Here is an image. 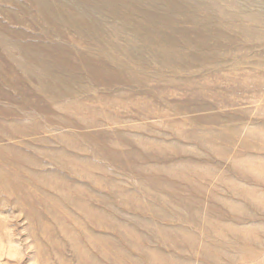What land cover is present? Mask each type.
<instances>
[{"label": "rangeland", "instance_id": "374dc122", "mask_svg": "<svg viewBox=\"0 0 264 264\" xmlns=\"http://www.w3.org/2000/svg\"><path fill=\"white\" fill-rule=\"evenodd\" d=\"M106 62L133 87L88 78ZM0 65L26 107L0 120V264H264V0H0Z\"/></svg>", "mask_w": 264, "mask_h": 264}, {"label": "bare ground", "instance_id": "6f19581e", "mask_svg": "<svg viewBox=\"0 0 264 264\" xmlns=\"http://www.w3.org/2000/svg\"><path fill=\"white\" fill-rule=\"evenodd\" d=\"M145 33H147V34H149V35H147L148 36V38H150L151 37V39H150V44L151 45H153L155 48H156V50H158L160 53H162L165 57H166V59L167 60H169V61H172V62H175V63H177V65L178 66H180L181 68H184V67H186L187 65H188V63L185 61V60H183L182 58H181V56L179 55V53H176V54H174L173 52H172V50H171V48H172V46L173 45H171L172 43H171V41L168 39V37H158L157 35H155L154 33H152V32H145ZM152 34H154V35H152ZM248 33L246 32V35H247ZM152 35V36H151ZM250 36V35H249ZM247 37V36H246ZM5 39H6V37H5ZM7 40V39H6ZM19 47L18 48H20L19 49V52H20V50H22L23 49V47H22V45H18ZM45 50V49H44ZM201 50V49H200ZM105 52V51H104ZM176 52H178V51H176ZM41 57H42V55H41ZM40 58V57H39ZM45 58V57H44ZM198 63H200V58L199 57H193ZM36 59V58H35ZM41 59V58H40ZM53 59V60H52ZM50 61L52 60V62H56L57 61V63H59L60 61H58V60H56L55 58H50L49 59ZM64 60V59H63ZM63 60H61V62L63 61ZM108 60H109V58H108ZM33 61H34V59H33ZM68 61V60H67ZM41 62H43V61H41ZM45 62V61H44ZM46 63V62H45ZM56 63V64H57ZM92 63V62H91ZM103 63V62H102ZM167 63V62H166ZM60 64V63H59ZM88 64H90V63H88ZM97 64V63H96ZM95 63H94V65H96ZM122 64V63H121ZM127 64V63H126ZM46 65H48V63H46ZM93 64L92 65H90V66H87V68H85L86 69V73H87V76H88V78L90 77V78H92L93 80L94 79H98V80H100L101 82H103L104 83V86L106 87L105 89H109L110 90V88L113 86L114 88L113 89H115V86H118V85H120V86H124V87H128V86H131V87H133V83H135V82H133L132 81V79H128V78H126L125 76H127L128 77V75L126 74L125 75V70H126V67L124 66L125 65V63H124V65H119V66H121V68L118 70V69H113V68H111L110 67V64H109V66H108V62H106V63H104L103 65H101L100 64V66L99 67H96V66H94ZM99 65V64H98ZM47 68V67H46ZM127 68H128V66H127ZM48 69V68H47ZM67 69H71L70 67H68ZM5 70H6V67L5 66H2V65H0V99H2V101L4 100V101H8V102H10L12 105H14L15 106V108H1L0 107V120H5V119H13V120H15L16 121V123H18L19 122V119L21 118V117H23L24 116V118L26 117V112H25V109H26V107L24 106V104L23 103H21V102H18V100L17 99H14V97H13V95H11V94H8V93H6L4 90H2V86L4 85V86H8V87H10L12 90H16V91H18L19 93H18V95H22V93H20L22 90H23V83H22V81L20 80V78H19V76L16 74H14V71H12L11 69H10V75L12 74H14L17 78H15L14 77V75L13 76H10V78L9 77H6V75H5ZM127 72V71H126ZM128 72L130 73V74H132V71L131 70H129L128 69ZM78 71H75V73H74V76H76V79L74 78V76L72 75V74H70V76H72L73 77V80L74 81H77V77H78ZM133 76V75H132ZM13 77V78H12ZM191 78V77H190ZM90 80V79H89ZM191 80V79H190ZM92 81V80H91ZM99 82V81H98ZM136 82H137V80H136ZM188 82V81H187ZM142 83H138V84H136V85H138V86H140ZM193 84V83H192ZM192 84H190V85H192ZM68 85V84H67ZM100 85V84H99ZM90 89V88H89ZM189 90H191V89H189ZM110 91H115L116 92V90H110ZM61 92V91H60ZM59 94V93H58ZM66 94H69V95H72L73 96V94L74 93H66ZM66 94H61L60 95V97H63V98H65V97H68L69 95H66ZM202 94V93H201ZM24 95V94H23ZM108 95V94H107ZM85 98H83V96H79V97H72V98H70V99H73L75 102H77V101H79V103H85V106H86V110H84L83 111V113H75L76 115H82V114H84V115H86V116H89L90 117V121H91V124H93V125H97V124H104V123H107V124H109V123H113V122H115V121H119L120 119H123L124 118V116L123 115H121V114H119V113H115V112H113V111H111V110H109V109H107V108H105V107H102V106H95L94 104H92L93 102H94V100H96V99H99V101H100V103L101 102H103V98H98V97H93V96H90V95H88V96H84ZM90 97H93V98H90ZM25 98V96H23V99ZM126 98L125 97H123V98H120V99H118L117 101H118V103H115V101L113 100H111V101H107V102H105L106 104L108 103H112L113 105H116V104H119V103H121V102H123L124 100H125ZM59 100V99H58ZM104 103V104H105ZM200 103V102H199ZM73 104V103H72ZM64 105H65V103H64ZM67 105V104H66ZM8 106V105H7ZM11 106V105H10ZM69 106V105H68ZM110 108H111V106L110 105H108ZM74 113V112H73ZM73 113H72V115H73ZM65 117V116H64ZM67 118V117H66ZM72 118V117H71ZM68 119V118H67ZM78 119V118H77ZM56 121V120H55ZM68 121H69V119H68ZM58 122V121H57ZM66 121H64V123H65ZM74 122H76V120L74 121ZM87 122V121H86ZM69 122H66V124L67 125H70L72 122H70V124H68ZM58 124V123H57ZM60 124V123H59ZM65 124V125H66ZM78 124V123H77ZM80 125V124H79ZM105 125V124H104ZM104 125H102V126H104ZM39 126H40V124H39ZM60 126H63V125H60ZM81 126V125H80ZM25 127V126H24ZM41 127V126H40ZM70 127V126H69ZM76 127H78V126H76ZM18 128V126H15V128L10 132V134L8 135L9 137H12V138H15V136H24L25 135V131H23V129H17ZM39 129V128H38ZM32 131H35L34 129L32 130ZM105 132V131H104ZM120 132V131H119ZM119 132H112L111 131V133L110 134H106L105 133V136L107 135V137H109V138H113V139H115V140H117L118 141V139L119 138H121V133H119ZM201 132V131H200ZM194 133V132H193ZM128 134V133H127ZM13 135V136H12ZM180 135V134H179ZM7 136V137H8ZM100 136V135H99ZM90 137V136H89ZM136 137H137V135H136ZM138 138V137H137ZM180 138H181V136H180ZM93 139V138H92ZM136 139V138H135ZM88 140V139H87ZM108 140V139H107ZM61 141V140H60ZM133 141V140H132ZM121 143V142H120ZM124 143V142H123ZM122 143V144H123ZM141 143V142H140ZM144 143H146V142H144ZM108 144V143H107ZM111 144V143H110ZM125 144V143H124ZM123 144V145H124ZM113 145V144H112ZM146 145V144H145ZM135 146V145H134ZM133 146V147H134ZM137 146V145H136ZM96 147V146H95ZM130 147V146H129ZM137 148V147H136ZM107 148H105V146H99L98 147V152L99 153H102V152H104V153H109L108 152V149L106 150ZM116 149V148H115ZM118 149V148H117ZM120 151H121V149H119ZM123 151V150H122ZM131 151H132V149H131ZM140 151V150H139ZM0 152H1V150H0ZM128 152V151H127ZM140 153V152H139ZM110 154V153H109ZM145 154V153H144ZM143 154V155H144ZM131 155V154H130ZM126 156V155H125ZM186 208V207H185ZM105 211V210H104ZM105 212H107V211H105ZM227 215V214H226ZM189 218V217H188ZM194 222H196V221H194ZM217 228V227H216ZM220 229V228H219ZM227 230V229H226ZM232 230H233V228H232ZM225 231V230H224ZM223 231V232H224ZM234 231V230H233ZM232 232V231H231ZM216 233V232H215ZM184 234V233H183ZM187 235V234H186ZM219 235V234H218ZM183 236V235H182ZM194 236V235H193ZM211 236V235H210ZM192 238V237H191ZM194 238V237H193ZM213 238V237H212ZM180 240V239H179ZM194 240V239H193ZM186 241H187V239H186ZM192 243H194V242H192ZM204 246V245H203ZM211 247V246H210ZM217 247V246H216ZM206 248V247H205ZM204 248V249H205ZM224 248V247H223ZM218 249V248H217ZM206 250V249H205ZM210 250V249H209ZM215 250V249H214ZM203 251V250H202ZM228 251V250H227ZM222 252V251H221ZM154 254V253H153ZM159 254V253H158ZM205 254H207V253H205ZM151 255V254H150ZM166 255V254H165ZM221 255H223V254H221ZM155 256V255H154ZM153 256V257H154ZM224 256V255H223ZM156 257V256H155ZM158 257V256H157ZM183 257V256H182ZM226 257V256H225ZM175 258V257H174ZM177 258V257H176ZM154 259V258H153ZM158 259V258H157ZM178 259V258H177ZM179 259H180V257H179ZM93 260V259H92ZM160 261H161V259H159ZM184 260H185V258H184ZM148 261V260H147ZM151 261V260H150ZM155 261V260H154ZM165 261H166V259H165ZM169 261V260H168ZM226 261V260H225ZM95 262V261H94ZM158 262V261H157ZM101 263V262H100ZM180 263V262H179ZM182 263H184V262H182ZM181 263V264H182ZM228 263V262H227ZM152 264H157V263H153V261H152ZM162 264V263H161ZM186 264V263H185ZM187 264H189V263H187Z\"/></svg>", "mask_w": 264, "mask_h": 264}]
</instances>
